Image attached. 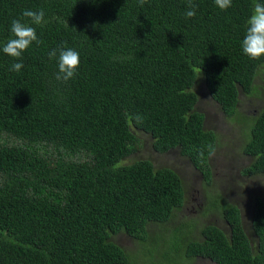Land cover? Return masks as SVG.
Segmentation results:
<instances>
[{"label": "trees", "instance_id": "trees-1", "mask_svg": "<svg viewBox=\"0 0 264 264\" xmlns=\"http://www.w3.org/2000/svg\"><path fill=\"white\" fill-rule=\"evenodd\" d=\"M254 2L221 10L194 0L196 16L186 18V0H0V264H128L113 237L153 240L150 227L168 223L186 200L178 171L140 158L146 146L176 149L213 184L217 133L197 109L196 85L203 78L228 117L256 90L264 57L241 48ZM26 9H43L47 23L33 27L44 43L14 60L2 48L13 19L29 22ZM64 42L80 55L68 83L55 79L48 58ZM21 61L20 72L9 71ZM243 125V172L264 175V108ZM222 213L229 231L207 224L202 239L186 235L178 251L264 264V198L255 199L254 236L238 205L225 202ZM162 236L148 248L167 244ZM167 252L168 244L150 264H172Z\"/></svg>", "mask_w": 264, "mask_h": 264}, {"label": "rangeland", "instance_id": "rangeland-1", "mask_svg": "<svg viewBox=\"0 0 264 264\" xmlns=\"http://www.w3.org/2000/svg\"><path fill=\"white\" fill-rule=\"evenodd\" d=\"M254 85L256 90L254 89L253 93L240 95L238 111L232 117L225 115L220 105L212 100L203 78H200L196 85L201 97L197 109L205 113L206 127L217 133V143L211 155L214 175L211 186L207 185L202 173L191 164L189 159L180 155L176 149L168 153H159L146 146L148 150L145 151V155L140 156L153 160L156 166L174 168L184 180L186 187L184 207L177 211L168 223L150 227L154 241L162 239V235L167 238L170 252L167 254L172 264H217L207 258H187L184 248L178 250L180 246L185 245L186 235L197 240L202 239V229L207 224L214 223L229 231V225L222 213L225 202L236 204L242 209L246 230L251 236L255 234L251 225L252 213L255 199L264 198V175L243 172L244 167L250 162V157L244 152L246 138L243 119L256 116L264 108V67L256 76ZM141 136L145 135L141 134ZM216 192L221 193L226 201L220 202L221 195ZM113 240L127 251L130 257L128 264L154 263L167 247L164 239L161 241L162 244L155 247L156 250H151L152 239L135 238L124 232L115 235ZM149 251H152V256Z\"/></svg>", "mask_w": 264, "mask_h": 264}, {"label": "clouds", "instance_id": "clouds-1", "mask_svg": "<svg viewBox=\"0 0 264 264\" xmlns=\"http://www.w3.org/2000/svg\"><path fill=\"white\" fill-rule=\"evenodd\" d=\"M148 0H138V5L144 7ZM216 6L221 10H227L232 6V0H214ZM187 11L186 18L196 16V8L198 7L194 0H186ZM22 17L29 19L24 22L23 19H13L11 21V37L4 44L2 51L4 54L12 57L14 60H20L23 53L35 43L37 46L44 43L36 32L35 26H42L47 21L43 9L39 11L26 9L22 13ZM246 33L241 41V48L244 55L251 60H259L264 57V2L255 0L250 15L246 20ZM66 42L57 48L48 52L49 60H55L57 63V72L55 79L62 83H68L75 79L80 66L79 52L73 48L66 47ZM23 63L14 62L11 64L9 71L20 72ZM138 123L143 122V116L136 114L134 117Z\"/></svg>", "mask_w": 264, "mask_h": 264}]
</instances>
